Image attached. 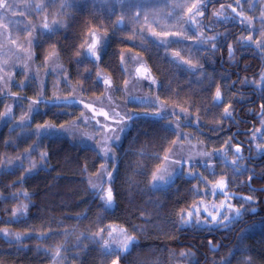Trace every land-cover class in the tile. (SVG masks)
<instances>
[{
	"label": "trees",
	"instance_id": "16d2710c",
	"mask_svg": "<svg viewBox=\"0 0 264 264\" xmlns=\"http://www.w3.org/2000/svg\"><path fill=\"white\" fill-rule=\"evenodd\" d=\"M193 1L180 0L178 14L182 16L176 30L183 39L165 46L151 37L147 26L139 28L142 13L137 17L134 10L127 11L123 24L121 6L75 0L68 15H63L64 26L35 37V62L44 69L49 58L58 54L70 80L92 97L104 92L98 65L86 55L93 30L109 36L100 65L118 85L126 77L122 51H139L159 81L161 98L194 116L198 132L195 130L193 139L213 151L222 150L233 160L216 161L205 178L209 183L227 180L235 205L243 209L241 216L225 228L182 225L183 214L209 186L184 173L167 188H151L152 174L176 138L165 120L151 117L135 119L117 148V170L109 186L113 207L105 209L87 182V175L101 167L99 153L64 136H36L39 125L67 123L80 115L81 109L42 104L27 128H14L12 122L0 126V264H55L57 258L63 264H264V191L259 190L264 187V153L258 157L254 146L258 135L259 143L264 144V56L240 39L241 32L236 33L239 26L233 19L215 15L231 0H208L202 28L207 36L215 34L216 38L197 44L198 37L184 19ZM53 6L55 3L49 5L50 11ZM173 53L193 62L198 70L192 72L175 61ZM230 60L240 75L235 89H252L254 94H241L232 88L231 82L238 76H229L225 61L231 67ZM21 80L18 74L13 87L18 92ZM26 90L33 97L39 92L34 81ZM217 90L221 93L219 100ZM2 91L0 88V96ZM6 103L7 97H0V125ZM225 108L230 116L225 115ZM19 114L20 108L16 118ZM241 144L249 145L253 160H260L261 165L251 164L246 151L241 155L235 152ZM33 147L38 158L44 159V166L37 172L29 173L27 164L3 167ZM248 197L251 199H245ZM112 224L134 238L130 250L103 251L97 235ZM248 226L251 229L244 234ZM240 236L249 254L233 250ZM240 255H250L251 261L239 262Z\"/></svg>",
	"mask_w": 264,
	"mask_h": 264
},
{
	"label": "rangeland",
	"instance_id": "374dc122",
	"mask_svg": "<svg viewBox=\"0 0 264 264\" xmlns=\"http://www.w3.org/2000/svg\"><path fill=\"white\" fill-rule=\"evenodd\" d=\"M94 1L121 6L119 7L120 22L123 24L127 21V11L134 10L137 17L142 13L143 17L140 18L139 28L143 29L147 26L150 29L151 37L165 46L183 39L181 32L176 30L179 29L177 23L182 16L178 14L180 0ZM184 1L186 2V0ZM74 2L75 0H0V88L3 89V94L0 97H7L0 126L12 122L14 128H27L42 104L74 106L81 109L80 115L67 123L58 124L49 121L39 125L36 129V136L41 139L45 136L60 135L69 138L74 144L96 150L102 158V163L96 173L87 175L89 190L94 197L99 199L105 209H111L113 200L112 206L106 207L104 200L97 196V192L101 191L106 196L117 170V148L132 127L133 121L139 117L165 120L176 133V138L172 147L163 156L160 165L153 172L151 188L153 190L167 188L175 182L179 175L184 173L192 178L203 180L209 188L203 190V194L192 208L183 214V218L188 220L187 214L192 213L190 219L193 222L197 218L202 221L197 226L200 228L214 229L231 226L237 219L236 213L239 212L241 216L243 209L235 205L234 195L228 192L226 179L218 180L225 181L227 185L221 191L216 187L218 181L209 183L205 177L206 173L212 170L216 161L228 163L233 160L227 157L222 150L213 151L201 141L193 139L198 127L194 116L187 109L161 98L159 81L151 73L144 56L139 51L132 49L122 51L121 64L126 77L123 84L118 85L100 65L109 42V36L106 33L93 30L87 41L86 55L98 65V80L103 84L104 92L92 97L85 95L80 86L70 80L69 72L60 61L58 54L49 58L44 69L39 68L36 64L35 37L39 32H51L64 26L66 21L63 15H68L69 8ZM52 3H55V6L50 11L49 5ZM207 3L208 0H194L191 6L195 4L196 7L191 12L187 10L184 15L186 24L198 37L195 42L199 45H203V40L216 38L215 34L207 36L202 28ZM124 4L130 6H124ZM201 10L203 15H199ZM215 15L224 20L233 19L234 22L240 24L244 28L241 31L240 39L245 44L254 46L264 56V0H231L230 5L221 6ZM143 21L146 24H143ZM44 24H47L48 28H44ZM249 35L252 36V41L247 40ZM257 40H259V44L255 43ZM92 44L96 45L93 51L98 54L99 59L89 54ZM172 57L192 72L198 70L197 65L184 60L179 53H173ZM18 74L22 75L21 84L18 85L20 92L15 90L16 86L15 89L13 88L18 82ZM31 81L36 82L39 88L36 97L31 96L26 90ZM37 101L40 102L37 103ZM19 108L20 114L16 118ZM44 125L51 126L52 130L45 131ZM120 129H124V131L121 132ZM259 138L258 135L254 141L258 157L264 153V144L259 143ZM105 146L108 148L107 153L102 151ZM35 148L27 150L14 161H7L8 164L3 167L7 169L27 164L29 173L37 172L44 166V159L42 161L41 158H38L39 154L35 153ZM109 174L108 183H104L103 178ZM161 176L164 177L163 181L159 179ZM93 185L96 187L94 188ZM198 189L199 187L196 185L197 193H199ZM213 217H216L215 221H213ZM225 217L227 219L221 223ZM228 220H231V223ZM250 229L251 226L246 227L244 234ZM125 236L132 237L124 228L112 224L97 235V240L105 252L114 250L124 252L130 250L133 244H129L127 250H123L121 242ZM237 241H239L238 245L233 249L236 254H249L244 238L240 236ZM56 261L55 264H63L59 258ZM245 261H251L250 255L244 258L240 257L239 262Z\"/></svg>",
	"mask_w": 264,
	"mask_h": 264
},
{
	"label": "snow or ice",
	"instance_id": "6c2138e0",
	"mask_svg": "<svg viewBox=\"0 0 264 264\" xmlns=\"http://www.w3.org/2000/svg\"><path fill=\"white\" fill-rule=\"evenodd\" d=\"M195 7H196V5L193 4V5L191 6V8L188 9L189 12H191L192 9L195 8ZM233 11H235V9H233ZM199 15H203V11H202V10L199 11ZM43 27H44V28H48V25H47V24H44ZM258 34H259V33H258ZM209 39H211V38H209ZM247 40H248V41H252V36L249 35V36L247 37ZM255 43L259 44L260 42H259V40H257V41H255ZM95 47H96L95 44H92V45H91V47H90V49H89V54H90V56L95 57L96 59H99L98 54H97L95 51H93V49H95ZM213 47H215V45H213ZM262 79H264V78H262ZM105 83H107V81H105ZM220 95H221L220 91L217 90V91H216V98H217V100H219ZM39 102H40V101H37V103H39ZM61 103H65V102H61ZM85 106L87 107V105H85ZM229 107H230V106H229ZM261 107H264V105H262ZM9 111H10V110H9ZM225 115H226V116H230V115H231V113L228 112V109H227V108H225ZM43 128H44L45 131H51V130H52V127L49 126V125H44ZM120 131L123 132L124 129H120ZM117 139H119V137H117ZM102 151H103L104 153H107V152H108V148L105 146L104 148H102ZM235 152H236L237 154H239V153H240V148L237 147V148L235 149ZM42 159H43V157H42ZM103 179H104V183H108V181H109V179H110V174H109L108 176L104 177ZM159 179L163 181V180H164V177L161 176ZM226 186H227V185H226L225 181H223V180L218 181V182H217V185H216V187H218L221 191H223V189H224ZM93 187L95 188L96 185H93ZM97 196H98L99 198H101V199L104 200V203H105V206H106V207H111V206H112L113 194H112V192H111V188L108 189L106 196H105V194H104L103 192H101V191H98V192H97ZM245 199H251V198L248 197V198H245ZM209 215H212V214L209 213ZM187 216H188V218H189L188 220H185L184 218L181 219V223H182L183 226H193V225L198 226L200 223H202V221H200L199 218H197V219L193 222V221L190 219V218L192 217V213H188ZM239 216H240V213L237 212V213H236V217L238 218ZM215 219H216V217H213V221H215ZM225 219H227V217H225L224 219H222V220H221V223H224V220H225ZM228 222L231 223V220H228ZM204 223H206V222H204ZM109 235H111V233H109ZM133 242H134V241H133V238H132V237L125 236L124 240L121 242L123 250H127L128 245L131 244V243H133Z\"/></svg>",
	"mask_w": 264,
	"mask_h": 264
},
{
	"label": "flooded vegetation",
	"instance_id": "af4514ba",
	"mask_svg": "<svg viewBox=\"0 0 264 264\" xmlns=\"http://www.w3.org/2000/svg\"><path fill=\"white\" fill-rule=\"evenodd\" d=\"M235 24L237 25V27L239 26L238 28L240 29V30L237 29V32L236 33L241 32L244 29L240 24H238V23H235ZM209 31H211V30H209ZM236 33H234V34H236ZM228 53H229L228 54V57L231 59L233 57V50H232V48H231L230 45L228 47ZM223 54H224L223 51H221L220 54H219L221 56L222 61L225 60V56ZM230 62H231V67L229 66L228 61H225V65L228 66V68H226V70L229 72V74H230L229 76H231V77L233 76L234 77L235 74H237V76H238L237 80H233L231 82L232 83V88H234V90L236 92L241 93V94L242 93L243 94H247V95L254 94L253 91H252V89H246V90H237V89H235V84L240 79V75L238 74V72L234 71V69H235L234 63L231 60H230ZM220 66L225 69L223 63H220ZM233 73H235V74H233ZM240 146H241V150H240L239 155L244 154V151H246V154H247L246 155V158H248V151H247L248 150L247 149L248 147L246 146V144H241ZM253 159H254V157L251 156L250 158H248V161L251 164H253V165H261V161L260 160H257V159L253 160ZM249 184H251V179H249Z\"/></svg>",
	"mask_w": 264,
	"mask_h": 264
},
{
	"label": "water",
	"instance_id": "95a60500",
	"mask_svg": "<svg viewBox=\"0 0 264 264\" xmlns=\"http://www.w3.org/2000/svg\"><path fill=\"white\" fill-rule=\"evenodd\" d=\"M206 27H207V23H206ZM247 147H248V158H250L251 157V149H250L249 145H247ZM239 148L241 150V147H239ZM259 190L264 191V187L263 188H259Z\"/></svg>",
	"mask_w": 264,
	"mask_h": 264
}]
</instances>
